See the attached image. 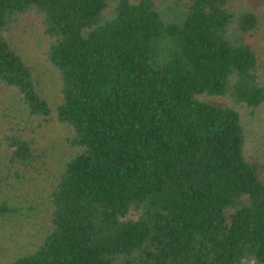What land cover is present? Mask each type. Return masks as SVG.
<instances>
[{
	"label": "trees",
	"instance_id": "obj_1",
	"mask_svg": "<svg viewBox=\"0 0 264 264\" xmlns=\"http://www.w3.org/2000/svg\"><path fill=\"white\" fill-rule=\"evenodd\" d=\"M28 11L60 76L55 102L8 37ZM259 28L243 0H0V87L36 121L3 122L0 221L44 218L5 264H264V130L247 153L240 112L264 105ZM53 117L67 134L48 191L4 198Z\"/></svg>",
	"mask_w": 264,
	"mask_h": 264
},
{
	"label": "rangeland",
	"instance_id": "obj_2",
	"mask_svg": "<svg viewBox=\"0 0 264 264\" xmlns=\"http://www.w3.org/2000/svg\"><path fill=\"white\" fill-rule=\"evenodd\" d=\"M256 10L259 15L260 28L253 37L261 60L262 79L264 81V0H243ZM8 37L12 44L23 53L32 65L36 81L43 94L51 101L60 100V76L58 71L50 67L45 61L48 46V37L42 32L40 18L34 11L21 14L18 20L8 29ZM208 101L219 105L230 104L224 96H204ZM240 112L245 120L247 138L245 150L251 152V142L255 133L264 130V105L257 114L250 115L243 109ZM8 117L20 119L27 128L34 126L35 120L27 116L23 105L19 103L10 89L0 87V136L3 131L4 121ZM25 121V122H24ZM26 128V129H27ZM29 129V128H28ZM67 134L66 126L55 117L41 126H35L33 135L36 138L35 146L39 158L36 168L28 170L22 181L6 186L3 197L21 204L28 199H42L50 186V178L65 152L64 137ZM5 149L0 144V176L6 178ZM2 176V177H3ZM44 224L43 214L38 211L27 210L23 215H16L13 219L0 221V264H5L16 254L28 250L39 240Z\"/></svg>",
	"mask_w": 264,
	"mask_h": 264
}]
</instances>
